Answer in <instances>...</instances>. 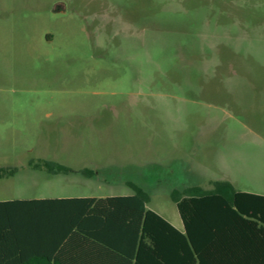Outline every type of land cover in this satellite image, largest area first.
Wrapping results in <instances>:
<instances>
[{"label": "rangeland", "instance_id": "1", "mask_svg": "<svg viewBox=\"0 0 264 264\" xmlns=\"http://www.w3.org/2000/svg\"><path fill=\"white\" fill-rule=\"evenodd\" d=\"M6 164L0 199L134 182L177 226L176 188L264 193V0H0Z\"/></svg>", "mask_w": 264, "mask_h": 264}, {"label": "trees", "instance_id": "2", "mask_svg": "<svg viewBox=\"0 0 264 264\" xmlns=\"http://www.w3.org/2000/svg\"><path fill=\"white\" fill-rule=\"evenodd\" d=\"M41 165L51 173L75 171L52 160H43L36 167ZM81 172L94 173L88 168ZM129 184L134 194L0 200V264H52L53 258L59 259L57 264H66L62 244L74 232L90 239L92 249H111L130 263L135 254L139 258L143 246L171 245L172 231L178 229L148 206L149 196L143 187ZM218 184L215 191L199 197H181L174 189L173 197L187 230L192 226L201 229L202 222L210 230H219L213 226L218 219L195 212L196 209L198 213L202 199L216 197V193L233 199L241 207L262 210L259 216L264 222V195L238 190L227 180Z\"/></svg>", "mask_w": 264, "mask_h": 264}, {"label": "crops", "instance_id": "3", "mask_svg": "<svg viewBox=\"0 0 264 264\" xmlns=\"http://www.w3.org/2000/svg\"><path fill=\"white\" fill-rule=\"evenodd\" d=\"M19 168L17 165H0V179L9 178L10 176L13 177L19 171ZM218 182L220 181H216L208 186L188 185L182 189H176L180 192L179 195L181 197L191 195H195L196 197L207 196V193L213 192L219 187ZM232 184L238 190L264 195L262 192L238 188L234 183ZM216 194L219 195L216 197L208 196L202 199L201 205L198 203V213L196 209L195 212L198 215L200 212L202 216L204 215L207 218L212 216L218 219L219 221L214 222L213 226L214 228H219V230H210L207 228L208 224L205 222L200 223L201 229H196L195 226H192V229L187 230L179 212L182 219V226H177L170 221L178 229V231H172L171 245L160 247L143 246L139 258L135 254L133 259L130 260L131 263L129 261L126 262L124 260L125 256H122L121 253L111 249H103L101 252L92 249L90 246L93 243L90 239L79 232H74L73 235L70 234L72 237L69 238L70 236H68L62 244L65 263L264 264V222L260 220L259 216V212L262 210H255L252 206L241 207L233 199L225 197L224 194ZM72 196L91 195H51L38 198ZM33 198L35 197H14L0 200ZM194 218L197 217L194 216ZM51 262L52 264H57L59 263V259L53 258Z\"/></svg>", "mask_w": 264, "mask_h": 264}]
</instances>
